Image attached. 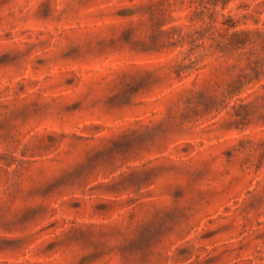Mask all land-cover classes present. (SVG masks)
<instances>
[{"label":"rangeland","instance_id":"obj_1","mask_svg":"<svg viewBox=\"0 0 264 264\" xmlns=\"http://www.w3.org/2000/svg\"><path fill=\"white\" fill-rule=\"evenodd\" d=\"M0 264H264V0H0Z\"/></svg>","mask_w":264,"mask_h":264}]
</instances>
